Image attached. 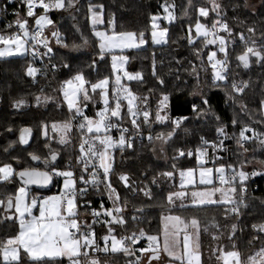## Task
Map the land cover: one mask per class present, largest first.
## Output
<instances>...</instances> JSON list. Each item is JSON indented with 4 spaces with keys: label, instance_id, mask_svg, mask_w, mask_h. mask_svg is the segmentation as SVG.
I'll return each mask as SVG.
<instances>
[{
    "label": "trees",
    "instance_id": "16d2710c",
    "mask_svg": "<svg viewBox=\"0 0 264 264\" xmlns=\"http://www.w3.org/2000/svg\"><path fill=\"white\" fill-rule=\"evenodd\" d=\"M65 2L67 4V0ZM165 2L174 4L176 19L170 23L162 22V26L168 28L167 42L156 45L151 40V17L163 13L161 6ZM217 2L221 4L224 10L223 18L233 33L232 37H228L223 31L219 33L225 36L227 43V82L214 81V74L207 60V54L211 51L217 52L216 57L224 58V53L218 51V44L215 47L209 45L202 48V37L197 38L194 45L187 42L188 27L193 26L192 35L195 37L194 25L198 18V8H210L208 0H191V7L188 0H75L71 8L50 10L48 15L54 25L48 26L46 35L51 40V59L55 65L51 72L35 77L28 76L26 69L31 61L28 54L0 58V164L11 163L17 172L24 168L51 171L53 166L61 171L72 169L76 156L73 134L70 131L66 136L68 142L61 144V134L52 131L51 125L67 122L70 116L82 118L77 116L74 110H69L63 92L58 91L64 81L72 78L77 72H83L90 88L91 83L105 77L112 80L115 75L111 63L113 53L105 52L103 59L99 57V41L90 25L89 6L99 9L98 6L103 5L104 23L101 27L113 32L109 20L114 14L115 32H144V39L147 41L143 47L118 52L129 57V71H139L143 74L142 81H128V84L138 97V108L141 111L148 110L150 116L147 122L142 115L139 116L143 138L132 132L131 148L125 146L123 149H113L114 163L109 176L119 191L125 221L124 224L114 225L115 234L119 237L121 233L132 234L143 230L147 234L144 238L156 236L160 240L164 215L177 214L185 222L195 218L200 224L199 251L202 264H218L220 252L229 250L238 252L244 264H247V258L264 247V232L253 227L255 224L264 223V143L252 139L241 147L236 141L244 125H249L255 132L264 135V113L261 105L264 101V60L253 57L251 66L244 70L238 56L246 47L253 46V41L254 46L264 52V0H261L255 10L249 8L248 4L245 7V0ZM234 5L237 7L234 8ZM41 12L43 10L40 8L36 14ZM23 13L25 14L24 11ZM216 18L210 10L209 17L201 19L210 27ZM250 27L255 31L249 32ZM53 31L59 33L62 44L67 43L68 48L56 43V39L51 35ZM241 32L247 43L240 40L238 34ZM83 39L87 40L84 47L72 49L73 44L80 45ZM196 49L201 50L200 57L195 55ZM154 61L156 75H153ZM64 64L69 67L65 68ZM193 66L198 76L193 74ZM157 77L164 80L163 85ZM233 82L238 86L247 82V87L243 93H235L231 87ZM89 95L91 100L84 102L81 97L80 103L84 115L95 117L103 106L100 91L97 89L92 92L89 89ZM163 95L169 96L167 115L170 119L161 122L155 119V114ZM36 97L41 98L39 104ZM45 97L50 99L45 100ZM142 97H147V105L139 99ZM202 98L209 100L210 109L201 103ZM20 99L25 103L19 109L14 108L13 102ZM84 103H87V107H84ZM113 103L112 101L111 106H114ZM193 104L203 109L204 114H194ZM121 114L122 118L115 119L122 124H129L131 130L134 129L127 114L126 101H122ZM181 116H187L189 119L176 128L173 136L164 142L165 158L159 159L156 149L160 140L155 137L160 133L166 135L172 131L174 125L171 121ZM233 119L237 121L235 126L232 124ZM42 124L48 125L47 137L43 135ZM221 126H225L227 138L217 137V129ZM25 127L32 128L35 132L32 143L27 148H23L19 143V133ZM148 135H151L152 139H149ZM204 140H223L225 148L222 151L214 150L210 145H205ZM13 141L16 143L9 148V143ZM203 147L207 148L205 159H201L197 151ZM49 148L58 155L55 161H49L45 165L44 160L49 157ZM178 150H184L185 155L178 156ZM191 150L194 153L187 155ZM30 154H35L41 159L34 161ZM217 154H220L219 159L216 158ZM256 164H260L261 168ZM201 165L215 170L223 165L230 172V166L235 167L237 171L243 166L246 172L258 173L246 181L248 191L244 195L240 185H235L237 191L231 198L235 200L239 214L231 211L232 204L223 202L200 207L191 206L187 197L174 198V203L171 204L168 202L169 193L189 192L193 189L192 186L181 188L179 172ZM168 171H173L174 176L168 178L160 175ZM121 174L128 175V187L119 181ZM55 183L57 185L58 182ZM21 186L16 176L7 182H0V199L6 200L9 195L14 196ZM207 187L218 188L221 185L215 183ZM223 187L227 189L231 186ZM216 196L220 197L221 194L216 192ZM5 215L0 208V218ZM232 225H236L234 232ZM96 229L98 238L103 242L102 237L108 235V225L103 223ZM18 232L19 224L15 217L10 221L0 219V243ZM100 247L103 248V244ZM123 256V252H100L97 259L99 264H127ZM0 264H3L2 257ZM20 264H31L28 256L22 254ZM53 264H68L67 258H58Z\"/></svg>",
    "mask_w": 264,
    "mask_h": 264
},
{
    "label": "snow or ice",
    "instance_id": "6c2138e0",
    "mask_svg": "<svg viewBox=\"0 0 264 264\" xmlns=\"http://www.w3.org/2000/svg\"><path fill=\"white\" fill-rule=\"evenodd\" d=\"M22 4L26 7V17L34 18L37 30L29 32L28 20L20 19L19 12L14 10V15L17 16L15 24L19 27L20 32L15 33L11 36L0 35V58L9 57L13 55L24 56L25 53L29 52V38L32 42L31 54L33 58L38 55L36 45H43L47 51L42 56L48 55L52 52V48L49 46V42L46 37H43V30L48 25H54V22L49 17L48 12L52 9H64L66 7L71 8L75 4V0H20ZM210 8L200 6L198 8V18L194 25L195 37L192 35L193 26L188 27L187 42L190 45H194L197 38H203L202 48H207L209 45H219L218 51L224 53V59H216L217 52L211 51L207 54V60L213 71L214 81L227 82V48L226 39L224 35L219 33L223 31L228 37H232V29L229 27L227 21L224 17V10L217 0H209ZM188 5L191 7V0H188ZM7 2L0 3V12H5L7 10ZM93 6H89V10L92 11ZM100 11H92L91 22L93 28L98 24H103V5L98 6ZM164 19L169 22L176 19L173 12L170 9H174V5H169L165 2L162 6ZM234 8L237 6H233ZM245 7H247V0H245ZM41 8L43 10L42 14L37 15L36 9ZM210 10L217 17L212 21L209 27L205 23H201L200 18L209 17ZM185 15L187 12L185 11ZM161 19L160 15H153L151 17V40L156 43H166V34L168 33V28H160L157 21ZM109 24L112 25L113 32L110 35L107 31H94V35L99 38V57L103 59L105 52H113L116 49L124 50L128 48H140L141 45L147 43L144 39V32H115V18L114 14L109 20ZM12 27V25H9ZM249 32H254L255 29L250 27ZM52 37L56 39L57 44H62V38L57 31L51 33ZM241 41H245L244 34L241 32L238 34ZM245 43H247L245 41ZM87 44V40L83 39L80 45L73 44L71 47L74 50H78ZM253 46L246 47L245 51L238 56L239 62L243 67L247 68L250 66V56L256 57L258 60H264V52L256 48L255 41L252 42ZM64 48H68L67 43H63ZM195 55L197 57L201 56V50L196 49ZM129 57L127 56H116L112 55V69L116 72L122 73L115 76V87L113 89L114 93V106H110V99L108 93L109 78L105 77L96 83L90 84V89L92 92H96L97 89L100 90V95L103 101L104 107L101 108L96 114L95 118L84 115L81 108V96L84 102L91 100L89 95V88L85 87L86 83L83 72H77L72 78L64 81V98L67 100V105L69 110H74L77 116L82 117V122L79 124L81 131L86 132V134H91L86 139H82L79 145L80 155L77 157L78 163H80L83 168V173H88L89 166L92 167V173L88 180H85L84 174L79 177V180L85 185L91 183L94 186H99L101 183L97 179L98 173L97 168L102 169V175L104 177L105 188L107 192L108 199L112 202L111 208H104L103 202L101 203V209L103 212H98L93 210L92 215L94 217H99L102 214L107 216L109 219L105 220L104 223L108 225V235L102 237L103 248L97 244L95 239V230L88 225L86 222L81 224L77 217V205H76V180L73 179L74 173L72 171H61L56 167H52L51 171H42L36 168H24L17 172L11 163L0 164V182H7L14 176H18L19 180L22 182V186L17 190V193L9 195L6 200L0 199V208L6 213V215L0 219L5 221L12 220L13 216H16L19 220V232L15 236L7 238L4 242L0 243V257H2L3 264H20L21 256L20 252L23 250L24 254L28 256L31 264H53L58 258L67 257L70 264H82L81 257L87 259V264H99L95 254L97 252L108 253L109 251L123 252L129 256H135V261H130L129 264H142V255L147 254L148 264H152L153 260H159V246L156 236H147L149 244L147 247L136 249L133 247L141 238H144L147 234L140 230L138 233H132L129 236H122L119 239L113 234L115 231L114 225L124 224L123 205H121L120 194L112 187L111 180L108 178L110 172L112 171V157L110 155V150L115 147H120L123 149L125 146L131 148L132 144L130 139H126L124 133L128 131L127 128H122L120 130V136L118 139L114 140L109 132L112 128L117 127L111 121L112 118H122L121 109L122 101H126L127 114L131 117V124L134 128L138 129L139 124L137 123L138 116L142 115L145 122L149 120L150 112L148 110H140L138 108V97L131 91V89L124 83H122V76L126 77L128 81H142L143 74L139 71L129 72L125 65L128 62ZM203 63V62H202ZM95 64V60H93ZM65 68L69 66L64 64ZM70 70V69H69ZM27 75L30 77H35L38 69L32 65H29L26 69ZM192 72L194 75L198 76L195 66L192 67ZM153 75H156L155 61L153 62ZM159 79L161 85L164 84V80ZM235 93H243L244 88L247 87V82H243L242 86H238L235 82L231 85ZM233 98L234 97H230ZM40 97H36V101L40 103ZM45 100L50 99L48 97ZM143 104L147 105V97L139 98ZM169 100L168 95H163L162 99L159 101L158 110L155 114V119L157 121H167L170 118L167 115V102ZM25 101L23 99L16 100L13 102V107L19 109ZM201 103L207 106L209 109L211 105L207 98H202ZM262 111H264V101L261 102ZM84 107H87V103H84ZM244 106H242L243 108ZM161 111H164V115H161ZM192 112L196 115H203V109H200L196 104L192 105ZM187 116L177 117L172 120L174 125L173 130L169 131L166 135L160 133L155 137V139L162 142H166L170 139L176 128H179L181 124L188 120ZM219 119V117H217ZM233 126L237 124L236 119L232 120ZM43 135L47 137L48 125L42 124ZM52 131L59 132L60 143H67L66 136L72 128L70 121L63 122L62 124L53 123L51 125ZM11 131V129H9ZM185 131H188L185 129ZM247 132H252L251 136L246 135ZM217 133L227 138V133L225 132V126H221L217 129ZM32 129L25 127L20 131L19 143L27 145L29 143V138L31 137ZM259 134L255 132L249 125H244L240 132L239 138L237 139V144L243 147V144L247 141H251L254 138H258ZM149 139H152L149 136ZM203 140V138H201ZM264 143V140L261 141ZM16 142H10L8 147L11 148ZM205 145H210L214 150L223 147V140L219 142H210L204 140ZM87 146V147H86ZM7 151V149H5ZM200 156L206 154V149L201 148L197 150ZM246 151V149H245ZM58 153L49 148V157L45 158L44 163L47 165L49 161H55L57 159ZM178 156H184V150H178ZM187 155L191 156L192 152L189 151ZM32 160L41 159L35 154H30ZM16 159V158H13ZM98 161V165L97 162ZM232 175L225 176V167L222 165L216 172L219 173V180L221 187H207L213 184L212 180V168H206L202 165L199 170L195 168H187L181 170L179 175L181 177V188L185 186H192L193 189L190 193L185 191L171 192L167 196L168 202L174 203V198H185L187 197L191 201V206H206L214 203H226L232 204L233 207L231 211L233 213L239 214L238 207L235 206L236 202L231 198L237 189L236 184L240 185V190L242 192L247 190L246 181L250 176H255L257 172H246L243 170V166L239 171L235 167L230 166ZM160 175L171 178L174 176L173 171L163 172ZM54 176L64 177V194L57 196H48L42 199L31 198L29 200L27 193V186L32 184H48L52 181ZM197 176L199 179H197ZM119 181L123 182L125 187L129 185V177L127 174H121L118 177ZM153 182H155V177H153ZM224 185H230L231 187L225 188ZM200 186H204L201 188ZM85 189H80V194L83 195ZM216 192L221 194V197H228L223 201L213 200L212 197ZM147 194V193H146ZM39 209V214L34 215L33 209ZM14 209V212L11 210ZM142 211V210H138ZM11 214H8L10 213ZM135 219V217H133ZM170 221V224L165 225L164 233V244L163 251L167 253L170 258L176 261H180L181 264H200V244H199V221L192 218L189 222H185L179 216H168L165 218ZM183 226V227H181ZM189 226L194 230V235L189 234ZM86 229V231H81V228ZM254 228L259 229L264 232V223L253 225ZM233 232L236 229V225H232ZM183 231L184 237L182 242L183 252L177 253V249L181 247V242L179 240V234ZM215 238V237H214ZM109 241L111 242L109 248ZM155 245V246H154ZM91 249V254L89 252ZM139 251L141 255H136ZM223 260V264H243L240 259V254L236 251L222 252L220 257ZM247 264H264V248H261L258 252L249 256L247 258Z\"/></svg>",
    "mask_w": 264,
    "mask_h": 264
},
{
    "label": "built area",
    "instance_id": "2783aa9c",
    "mask_svg": "<svg viewBox=\"0 0 264 264\" xmlns=\"http://www.w3.org/2000/svg\"><path fill=\"white\" fill-rule=\"evenodd\" d=\"M5 2H7L8 6H7V10L5 12H0V35L11 36L15 33L20 32L19 27L15 24V20L17 19V16L14 15V10L19 12V18L20 19L27 18L28 29H29L30 33L34 30H37V26L35 25L34 18L26 17V15H25L26 14V7L24 4H22L20 2V0H0V3H5ZM39 9L40 8H37L36 12ZM23 11L25 12V14L23 13ZM39 14H42V12ZM39 14H37V15H39ZM9 25H12V27H9ZM48 26H46L45 29L43 30V37L47 38V40L49 42V46L52 48L50 37L48 35H46ZM27 46L29 47V52L27 54L29 55V57L31 59L30 65H32L38 69V72L36 75L45 74L46 72H51L54 69L55 65L51 59L52 52L49 53L48 55L41 57V55H39V54L45 53L47 51V49L44 48L43 45H36L38 55L35 58H33L32 54H31L32 42H31L30 38H29V43ZM216 59L223 60L224 58L216 57ZM64 87H65V85L63 84L61 87L58 88V91L63 92ZM129 118L131 119L130 116H129ZM142 118H143V116H142ZM175 118H177V117H175ZM138 120H139V116L137 118V123L139 124ZM69 121L72 124V128L70 131L73 134V139L75 140V146H76V156L74 158L75 161L73 162V167L71 169V171L74 173L73 179L76 180L75 186L77 189V194H76L77 217L76 218L78 219L79 222H81V224L86 222L88 225H90L95 230L96 242L98 245L101 246L103 244V242H101V240L98 238V233H97L96 228H97V226L103 224L104 221L109 219V218L103 214L99 217H94L92 215V212H93V210L98 211V212H103V209H101V203L102 202H103L104 208H111L113 205L107 196L105 183L103 182L104 177L102 175V169L97 168V173H98L97 179L101 181L98 188H97V186H94L91 183L85 185L84 183H82L79 180V177L82 174H84L85 180H88L91 176V173H92L91 165L89 166L88 173H86V174L83 173L82 172L83 166L80 163H78V160H77V157L80 155L79 145L81 144L82 139L88 138L89 135L86 134V132L81 131L79 128V124L82 122V118L70 116ZM111 122L114 125H117V127L112 128L111 131L109 132V135H111L114 140L119 138V136L121 134L120 130L122 128L128 129V131L126 133H124V135H125L126 139H130L131 143L133 142L132 132L134 133V135L136 134L137 136H140L141 138H143V135H141L142 129L140 128V124H139L138 129L134 128L131 130V127L129 124H122L119 121H117V119H115V118H112ZM257 134H259L258 138H254V139L260 140V141L264 140L263 139L264 135L262 133H257ZM246 135L251 136L252 132H247ZM149 136H151V135H148L147 137H149ZM217 137L221 138V139L223 138L218 133H217ZM203 148H205V147H203ZM224 148H225V145L223 144V147L217 148V151H222V150H224ZM205 149H206V154L204 156L199 155V157L201 159H205L207 157V148H205ZM191 152H192V154L194 153L193 150H191ZM216 158L219 159L220 154H217ZM96 163L98 165V161ZM232 174H233L232 172L225 169L226 178L231 176ZM53 178H54L53 189L56 192V196L64 194V188L62 189V187H61L63 177L54 176ZM108 178L110 179V176ZM212 180H213V184H215V183L220 184L219 173L214 172L212 175ZM55 181L58 182L57 185H56ZM111 183H112V181H111ZM112 187L115 188L116 191L119 193L118 189L114 186L113 183H112ZM85 188H86V191L84 192L83 195H81L80 189H85ZM247 191H248V188L246 191L242 192V195H244ZM81 231H86V229H84L82 227ZM113 234H115V231ZM129 235H131V234L121 233L119 238L122 236H129ZM148 244H149V241L147 240V238H141L139 241H137V243L135 245H133V247L136 249H139V248L147 247ZM89 252L91 254V249H89ZM99 255H100V252H97L95 254V258H98ZM123 255H124L123 257H125V259H126L127 264H129L130 261H135V256H129V255H126L125 253H123ZM136 255H141V253H139V251H137ZM67 262H68V264H70V261L68 260V258H67ZM81 262H82V264H87V259L84 257H81ZM108 264H113V263L109 262ZM142 264H148L147 254L142 255ZM152 264H154V262Z\"/></svg>",
    "mask_w": 264,
    "mask_h": 264
},
{
    "label": "rangeland",
    "instance_id": "374dc122",
    "mask_svg": "<svg viewBox=\"0 0 264 264\" xmlns=\"http://www.w3.org/2000/svg\"><path fill=\"white\" fill-rule=\"evenodd\" d=\"M209 1V0H208ZM261 2V0H247V4H248V7L249 8H251L252 10H255L256 8H257V6L259 5V3ZM169 5H174V4H169ZM92 11H97V12H99L100 11V9H96V8H94V7H92ZM92 11H90V16H89V18H90V25L93 27V25H92V22H91V16H92ZM170 11H172L173 12V15L175 16V10L174 9H170ZM158 15H160L161 16V19H159L158 21H157V23L159 24V26H160V28H158L157 29V31H159L161 28H164L163 26H162V22L163 21H165L166 23H170L168 20H166V19H164L163 17H164V13H162V14H158ZM103 18V17H102ZM200 21H201V23H205L204 21H203V19H201L200 18ZM172 22V21H171ZM151 24H152V21H151ZM101 25L102 24H98V25H96L95 26V29L93 28V30L94 31H107L110 35L112 34V31H109V30H107V29H105V28H103V27H101ZM195 31V30H194ZM122 32H132V31H122ZM116 33H120V32H116ZM97 39H98V41H99V38L97 37ZM166 40H167V34H166ZM154 43V42H153ZM154 44H156V43H154ZM162 44H165V43H160V44H156V45H162ZM226 45H227V43H226ZM3 45H0V47H2ZM143 46H145V45H141L140 47H143ZM218 47H219V45H217ZM129 49H136V48H128V49H124V50H120V49H116V50H114L112 53V55H116V56H127L126 54H124V53H118V52H122V51H125V50H129ZM27 53H25V55H26ZM13 56H20V55H13ZM9 57H11V56H9ZM5 58V57H4ZM111 63H112V57H111ZM125 67H126V69L128 70V68H127V63H126V65H125ZM129 71V70H128ZM129 72H131V71H129ZM113 74H115V75H113V78H112V80L111 79H109V85H108V93H109V99H110V106H111V103H112V101L114 102V93H113V89H114V87H115V76L117 75V74H121L122 75V73H119V72H116V71H114L113 70ZM111 81H112V83L113 84H111ZM122 83H124V84H126L128 87H130L129 86V84H128V80H127V78L126 77H123L122 76V81H121ZM85 87H88L87 86V83H86V85H85ZM90 89V88H89ZM99 90V89H98ZM100 91V90H99ZM132 91V90H131ZM64 95V94H63ZM82 97V96H81ZM100 98H101V96H100ZM64 100H65V102H66V104H67V100L64 98ZM101 102L103 103V101H102V98H101ZM114 104V103H113ZM68 106V105H67ZM167 106H168V102H167ZM104 107V105L101 107V108H103ZM81 108H82V106H81ZM83 109V108H82ZM99 111V110H98ZM97 111V112H98ZM263 113H264V111H263ZM165 113H164V111H161V115H164ZM93 118H95V117H93ZM115 149V148H114ZM113 149H111L110 150V155H111V157H112V167H113V163H114V156H113ZM156 155H157V157L160 159H163V158H165L164 156H165V143L164 142H162V141H160L159 143H158V146H157V149H156ZM256 166H258V167H260L261 165L260 164H256ZM203 167H206V168H212V167H208V166H203ZM261 168V167H260ZM195 169H197V171L199 170V167H197V168H195ZM213 169V173L214 172H216V170L214 169V168H212ZM218 169V168H217ZM64 171H69V170H64ZM71 171V170H70ZM213 173H212V175H213ZM197 179H199V177L197 176ZM180 184H181V181H180ZM61 187H62V189L64 188V177H63V180H62V183H61ZM185 187H187V186H185ZM20 188V187H19ZM201 188H203V187H201ZM209 188H211V187H209ZM27 190V193H28V198H29V200L31 199V198H40V199H42V198H44V197H48V196H56V192L55 191H38V190H34L33 191V189H30V188H27L26 189ZM192 190H199V189H192ZM191 190V191H192ZM191 191H185L186 193H190ZM212 199L213 200H217V201H223V200H225V199H228L227 197H217L216 196V193H215V195L212 197ZM190 203H191V201H190ZM11 212H14V209L13 210H11ZM11 214V213H10ZM33 214L34 215H38L39 214V209H38V207L37 208H34L33 209ZM174 215H176V216H178L177 214H174ZM13 217H15L16 218V221L18 222V224H19V220H18V218L16 217V216H13ZM162 219H163V217H162ZM162 227H163V231H162V234H161V239L160 240H158V246H159V249H160V251L161 252H163L164 254H165V257L167 258L166 260H164L163 261V263L162 264H181V262L180 261H176V260H174L173 258H170L168 255H167V253L166 252H164L163 251V244H164V233H165V227H164V225H163V223H162ZM181 227H183V226H181ZM188 232H189V234H193L194 235V230L189 226V228H188ZM184 232L183 231H181L180 232V234H179V240H180V242H181V247L179 248V249H177V253L179 254V253H181V252H183V248H182V242H183V237H184ZM116 237H117V239H119V237H118V235L117 234H114ZM110 244H111V242L109 241V248H110ZM162 245V246H161ZM264 248V247H263ZM230 251V250H229ZM259 251V250H258ZM258 251H256V252H258ZM122 252V251H121ZM200 252V251H199ZM222 252H228V251H222ZM222 252H220L221 254H220V257H221V255H222ZM255 252V253H256ZM22 254H24V252H23V250H21V252H20V256L22 255ZM61 258H63V257H61ZM66 258V257H65ZM240 259H241V257H240ZM241 261L243 262V260L241 259ZM200 264H202V261H201V254H200ZM218 264H223V260L221 259V258H219V261H218ZM243 264H244V262H243Z\"/></svg>",
    "mask_w": 264,
    "mask_h": 264
},
{
    "label": "water",
    "instance_id": "95a60500",
    "mask_svg": "<svg viewBox=\"0 0 264 264\" xmlns=\"http://www.w3.org/2000/svg\"><path fill=\"white\" fill-rule=\"evenodd\" d=\"M214 47L216 45H213ZM242 54V53H241ZM254 56H250V66H251V61H252V58ZM256 58V57H255ZM239 61V60H238ZM240 63V62H239ZM241 67L244 69V70H247L249 67L245 68L243 67V65L240 63ZM29 128V127H28ZM32 129V128H31ZM34 130L32 129V134H31V137L29 138V143L27 145H24V144H21L20 145L23 147V148H27L28 146H30V144L32 143V140H33V137H34ZM20 135V133H19ZM13 149V148H12ZM36 169H39V168H36ZM22 170V169H21ZM39 170H42V171H49L48 169H39ZM20 171V170H19ZM17 180L19 181V183L22 185V182L19 180V177L16 176ZM54 187V178L52 179V181L48 184H32V185H28L27 188H30V189H36V190H39V191H51ZM161 256V253L159 252V257Z\"/></svg>",
    "mask_w": 264,
    "mask_h": 264
},
{
    "label": "crops",
    "instance_id": "0c3cea01",
    "mask_svg": "<svg viewBox=\"0 0 264 264\" xmlns=\"http://www.w3.org/2000/svg\"><path fill=\"white\" fill-rule=\"evenodd\" d=\"M84 111V109H82ZM91 135V134H90ZM168 216H176L174 214H167V215H164L163 216V219H162V223L165 227L166 224H170L171 222L170 221H167L165 218L168 217ZM165 229V228H164ZM162 246V245H161ZM161 253V256L159 257V260H153L152 263L154 262V264H162L164 260H166L167 258L165 257V254L161 251H159Z\"/></svg>",
    "mask_w": 264,
    "mask_h": 264
}]
</instances>
